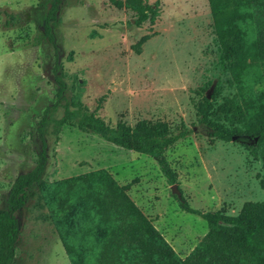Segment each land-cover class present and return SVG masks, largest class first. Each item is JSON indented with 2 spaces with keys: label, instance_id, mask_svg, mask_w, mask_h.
I'll list each match as a JSON object with an SVG mask.
<instances>
[{
  "label": "rangeland",
  "instance_id": "obj_1",
  "mask_svg": "<svg viewBox=\"0 0 264 264\" xmlns=\"http://www.w3.org/2000/svg\"><path fill=\"white\" fill-rule=\"evenodd\" d=\"M146 1H157L158 15L136 27L131 13L112 0H60L50 24L52 45L42 30L49 0H0V207L14 177L35 162L37 126L44 116L41 180L107 170L183 257L206 224L182 211L179 200L201 212L220 209L235 215L245 201H264L259 184L264 174L245 148L252 139L213 138L195 114L212 83L220 86L221 96L234 92L218 61L207 1ZM56 75L64 84L58 99ZM71 99L109 126L159 120L174 133L186 129L164 152L180 195L151 157L73 125L56 131L53 121ZM15 217L18 237L11 264H69L36 186Z\"/></svg>",
  "mask_w": 264,
  "mask_h": 264
},
{
  "label": "trees",
  "instance_id": "obj_2",
  "mask_svg": "<svg viewBox=\"0 0 264 264\" xmlns=\"http://www.w3.org/2000/svg\"><path fill=\"white\" fill-rule=\"evenodd\" d=\"M206 1L218 61L234 92L230 97L221 96L220 86L212 83L210 94L201 95L195 105L197 120L210 130L211 137L221 141L252 139L245 148L260 162L264 174V0ZM112 2L131 13L136 27L153 23L158 15L157 1ZM59 3L60 0H49L42 24L52 45L50 24ZM54 79L58 99L64 84L57 75ZM45 123L43 116L37 126L40 149L33 166L14 177L0 207V264L13 261L18 237L15 212L34 186L69 264H264V201H245L235 215H227L220 209L201 212L179 200L182 211L199 216L206 224L202 237L180 257L130 199L127 187L118 185L107 170L98 168L43 182ZM53 124L56 131L62 125H73L115 146L151 157L165 182H176L164 152L187 134L186 129L174 133L159 120H138L131 126L117 121L109 126L77 99L64 104ZM259 184L264 188V175Z\"/></svg>",
  "mask_w": 264,
  "mask_h": 264
},
{
  "label": "water",
  "instance_id": "obj_3",
  "mask_svg": "<svg viewBox=\"0 0 264 264\" xmlns=\"http://www.w3.org/2000/svg\"><path fill=\"white\" fill-rule=\"evenodd\" d=\"M171 189H172V191H175V193L179 196L180 195V192H179V190L177 189V187L175 186V184H172L171 185Z\"/></svg>",
  "mask_w": 264,
  "mask_h": 264
}]
</instances>
